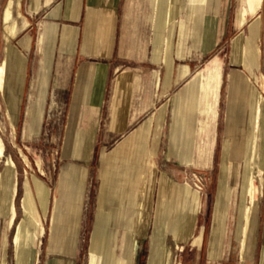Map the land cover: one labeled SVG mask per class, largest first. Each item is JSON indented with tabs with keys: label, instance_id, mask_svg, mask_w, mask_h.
<instances>
[{
	"label": "rangeland",
	"instance_id": "obj_1",
	"mask_svg": "<svg viewBox=\"0 0 264 264\" xmlns=\"http://www.w3.org/2000/svg\"><path fill=\"white\" fill-rule=\"evenodd\" d=\"M5 1L0 0V61L3 47L1 15ZM30 3L31 0H23V12L31 22L33 35V46L28 52V57L26 51L21 48V42L27 33L24 22L20 21L18 38L12 43L13 53H23L28 59L27 78L18 119L9 118L7 110H11V106L4 105L0 96V141L5 145L3 146L6 152V159H3L0 165L1 200L9 184L14 185L16 181L17 189L12 203L17 211V220L8 230L6 263L16 264V233L25 217L23 203L28 187L36 210L41 216L40 225L45 229V233L37 241L36 264H90L91 253L97 254L99 264H105L103 251L93 250L90 243L100 217L105 221L117 260L122 261L127 255L130 257V264H159L157 260H160L161 252L157 254L153 251L152 245L156 222L160 219L158 214H162L160 241L165 253L163 264H239L246 188L249 178L254 176L259 183V198L255 209L259 226L253 254L248 255L246 264H264V138H261L259 133L258 152L255 156L254 141L257 133L254 130V111H250L249 122L246 123L249 129L243 138V153L237 177L235 170H231L232 161L225 150V145L228 144L229 148V142L224 137L226 95L231 74L238 72L246 76L253 91L257 92L256 95H262L261 80L258 85L256 78L260 77V74L264 75V5L261 10L258 43L261 47L259 69L249 71L241 62L242 48L249 36V30L247 26L240 29L236 25L238 1L214 0L208 10L205 6L198 5L196 11H186L187 20L190 18L196 25L189 23L185 59L175 60L177 57H174V67L176 72L180 65L187 64L190 75L179 82L173 81L169 89L164 90L162 85L154 94L151 84L153 71L160 70L162 77L165 71L151 60L153 47L152 29L147 21L151 12L148 1L121 0L118 13L128 22V26L123 28L128 51L122 59L117 60L116 67L118 71L127 69V66L128 69L136 70L140 86L146 82V88L144 94L142 86L139 89V106L135 108L138 120L122 133L118 132V126L113 122V106L108 104L101 109V121L96 123L97 133L90 143V157L87 160L85 158L89 151L84 154L87 150L84 145L85 140H89L84 137L75 140L76 149L73 153L69 150V141H73L70 140V135L75 127V90L60 91L57 105H54L55 90L43 88L49 80L48 76L46 78L44 75V67L46 68L47 64L39 45L42 24L46 23L49 27L52 21L57 22L58 18L61 22L62 14L67 12L72 0H42L43 9L37 14H30ZM260 7L259 4L250 16ZM55 9H58L57 15L52 16ZM79 11V19L83 21L81 8ZM201 11L199 43L198 47H193L191 35L198 27V14ZM184 15L185 12L179 10L177 21L184 18ZM131 20L133 24L137 20L138 26L129 25ZM175 30L171 28L172 34ZM131 35L135 42L138 41L137 45L135 42L131 43ZM47 37L49 39L48 32ZM177 44L178 38L172 35V54ZM117 72L111 77L108 89L109 103L112 102V82ZM198 73L207 85L206 90L198 86L189 88L190 80ZM216 75H219L222 100L216 126V147L207 155L200 153V147L194 151V132L197 130V119L204 124L209 121L201 112L207 111L212 103V90L217 84L214 80ZM32 94L34 104L30 121L27 119V111ZM262 102L264 104V99ZM178 121L185 122L186 128L174 138L173 129ZM11 122L15 126L16 135L12 133ZM76 126L79 127L78 134L81 136L84 133L83 128L80 124ZM131 135L132 145L127 148L126 164L129 160L133 161L135 173L131 175L124 172L123 187L127 196L134 197V203L131 205L129 201L128 205L123 202L116 212H120L119 215H123L124 221L131 225L128 227L125 224L121 226V220L115 225L112 224V218L106 215L97 217L103 209L112 208V203L107 200L108 195L113 194L117 187L115 173L121 172L125 145ZM202 139L203 142L199 135L198 141L203 145L204 138ZM153 151H156V166L151 159L150 153ZM8 159L15 163V169L6 166ZM71 169L77 170L79 174L83 173L84 169L89 171L82 202H75L74 195L78 193V187L67 186L70 175L66 173ZM262 171L263 182L260 181ZM112 174L114 178L110 182ZM161 179L167 186L162 185ZM105 182L108 185L105 186ZM112 183L114 186H111ZM186 183L201 193V206L195 215L191 236L177 242L169 228L178 215L187 214L189 210L183 196ZM38 184L44 189L47 206L44 213L41 211V203L35 190ZM162 186L164 191L160 203ZM9 218L0 208V264L4 255L1 251L3 228ZM114 231H119L118 241ZM195 238H200L197 246L193 245Z\"/></svg>",
	"mask_w": 264,
	"mask_h": 264
},
{
	"label": "crops",
	"instance_id": "obj_2",
	"mask_svg": "<svg viewBox=\"0 0 264 264\" xmlns=\"http://www.w3.org/2000/svg\"><path fill=\"white\" fill-rule=\"evenodd\" d=\"M147 1L151 10L147 17V21L152 29L151 44L153 51L151 60L155 65L159 66L160 69L165 71L164 77H162L160 70L153 71L151 84L154 94H156L162 85L164 90L169 89L172 86L173 81L179 82L190 75V68H188L189 66L187 64L180 65L178 70L175 72L174 57H177L175 60L185 59L187 27L189 26V23L193 26L196 25V23H194L190 18L187 20L188 14L186 11H196L198 5H202L203 7L204 5L198 0H157L156 4L154 0ZM213 1L214 0H207L205 9H210ZM237 1L238 8L236 13V25L240 29L247 26L249 30V36L242 48L241 62L249 71L254 68L259 69L261 47L258 43L261 32V10L263 8L264 1L257 12L253 16H250L251 18H248L245 24H240L241 11L245 8V0ZM120 3L121 0H72V5H68L67 12L64 13V15L62 14L63 20L60 22V18H58V21H52L49 27L46 23H43L39 37L40 51L44 52L43 57L47 64V67H44V75L46 78L48 76L49 80V83L47 82L43 88L45 90L47 88L55 90L54 105H57L60 91L66 92L68 90H75V103L73 105L76 108V117L73 120L75 127L70 135V140L73 141H69V150L73 153L76 149V143H74L75 140L80 137H84L89 140H85L84 145V148L87 149L84 154L86 155V152L89 151V153H87L88 156L86 158L83 157L87 160H89L90 157V143H92V139L96 137L97 133L96 123L101 121L100 111L104 106L108 104L113 106L114 113L112 117L113 122L118 126V132L122 133L123 130H125L130 124L138 120V112L135 108H138L139 106V89L142 86H140L138 72L133 68L128 69V66L126 67L127 69H121L120 71H118V68L116 67L117 60L122 59L124 54H127L128 51L126 45L128 43L126 40L127 38L123 37V28L128 26V22L126 19L119 16L118 11ZM80 8L82 11L83 21L79 19ZM42 9V0H31L30 14H37ZM179 10L185 12V15L184 18L177 21V12ZM57 11L58 9H55L51 15H57ZM202 11L198 14V27L191 35L193 47H198L200 32L199 20ZM134 22L135 23L133 24V20H131L129 25L138 26V21L136 20ZM170 27H173L174 30L176 29L173 34ZM26 29L27 33L21 42V48L26 51L28 57V52L33 46V35L31 33V27ZM47 32L49 39L47 37ZM172 35L174 38H178V44L175 46L173 54L171 50ZM27 38L30 45H26L24 42ZM130 38L131 43L135 42L132 35ZM137 43L138 41L136 40L135 44L137 45ZM167 43L169 44L168 50L166 49ZM20 56L24 60L23 68L22 70L14 71L16 74L21 73V76L17 80L18 83L15 84L18 85L16 88L17 94L14 105L15 112L13 116L16 119L19 118V111L22 106L28 68L27 57L23 53L20 54ZM122 67L123 64L121 65V68ZM116 72V78L114 82H112L114 94L110 98V101L112 102L109 103L108 89H110L111 77ZM261 75L263 74H260V77ZM260 77L256 78L258 85ZM214 80L217 84L212 90V103L209 104L207 111L204 110L201 112L202 115L205 114V119L208 118L209 121L207 124H204L203 121L197 119V130L194 132V151H197V148L200 147V153H206L207 155H210L216 147V126L219 116V107L222 100L221 88L219 86V75H216ZM249 81L250 80L241 73L233 72L230 76L226 95L224 137L229 142V148L227 147V144L225 145V150L231 158V170H235V177L239 174L237 170L240 169V158L243 153V138L246 135V130L249 129V127H246V123L249 122L250 111L253 110L254 96L256 95ZM34 82L36 83L37 80ZM188 85L189 88L192 86H198L201 87V89H207V85L202 81L200 73L194 75ZM145 88L146 82H144L142 86L143 94L145 92ZM33 104L34 94L31 95L27 111V119L30 121V112L33 110ZM262 107L263 117L261 118L260 137L264 138V104ZM76 124H80L83 128L82 131L84 133H82L81 136L78 134L80 130ZM185 128V122L178 121L174 125L173 129L174 138L176 136L178 137V133L180 131H184ZM254 130L255 133H257L255 125ZM132 135L127 138V144L125 145L126 151L121 165V172L119 174L117 172L115 173L117 187L114 189L113 194L109 193L108 195L107 200L112 203V208L108 207V210L103 209L97 217L99 218L101 215H106L112 218V224L115 225L119 222V220H121V226L125 224L128 227H131V225L124 221L123 215H119L120 210L118 211V214H116V212L118 210L117 208H119L123 202L128 205H130L129 201L131 202V205L134 203V197L127 196L125 193L126 190L123 187L124 172L125 174L129 173L131 175L135 173L133 161L129 160V163L126 164V162H128L126 152L127 148L132 145ZM199 135L202 142V138H204L203 145L198 141ZM155 153L156 151L150 153L154 166H156L154 160ZM82 171L83 173L79 174L77 170L71 169L66 173L71 176V179H67V186L72 188L78 187V193L74 195V197H76L75 202H82L85 181L87 177H89L88 170L84 169ZM261 175L262 177L260 178V181L263 182V171ZM235 177L233 178L234 180ZM112 178H114L113 174L111 178H109L110 182L112 181ZM106 184L108 185L107 182H105L104 185L106 186ZM162 185L167 186L164 183V180H162ZM111 186H114V184L112 183ZM81 187H83V191L81 190ZM189 187L199 194L197 202H193L190 193H187V191H189L187 188ZM41 189L43 191H41ZM163 189L164 188L162 186L160 189V203L163 198ZM35 190L41 203V211L44 213L47 209L46 202L44 200V189L41 184H38L35 186ZM75 191L76 189H74V192ZM183 196L186 198L189 210L187 214L178 215L175 218L173 225L169 228L173 239L177 242L183 241L191 236L195 222V215L198 213L201 206V193L197 189H194L189 183H186L183 187ZM255 209L253 212L245 261L244 263H241L239 258V264H246L248 255H252L254 251L259 226L258 220L255 216ZM119 216L122 217L120 218ZM158 216L160 219L156 222V228L152 238L153 251L157 252V254L159 252H164V249H162L163 243L160 241L162 233V214H158ZM177 229H179V238L176 236ZM114 234H116L118 241L119 231H114ZM199 243L200 238H195L193 245L197 246ZM129 259L130 257L125 255V258L121 260L126 264H130ZM158 261L159 259L157 262ZM159 262V264H163L161 260ZM153 263L155 264V262Z\"/></svg>",
	"mask_w": 264,
	"mask_h": 264
},
{
	"label": "bare ground",
	"instance_id": "obj_3",
	"mask_svg": "<svg viewBox=\"0 0 264 264\" xmlns=\"http://www.w3.org/2000/svg\"><path fill=\"white\" fill-rule=\"evenodd\" d=\"M154 1L156 4L157 0ZM198 1L202 2V4L206 7L207 0H198ZM263 1L264 0H245V8L241 11L240 24H245L250 16V13L253 14L254 10L257 9L258 5L259 4L261 5ZM20 21L25 23L26 28L31 27V23L29 19L25 16L23 12V0H6L3 5L2 15H1V25H2L1 38H2L3 47H2V58L0 61V96L3 98L4 105L8 107L11 106V110L9 108L7 110V115L11 120L15 112L14 105L16 102V94H17L16 88L18 87V85L15 84L18 83L17 80L21 76V73H18L19 74L18 75L14 71L22 70L24 63V60L22 59L20 54L15 55L13 53V46H12L13 41L18 38V34L20 30V25H19ZM171 28L172 27H170V30ZM24 42L26 45L28 44L30 45L28 38L25 39ZM166 47H167L166 49L168 50L169 49L168 43ZM260 80H261L260 85L262 88V93H261L262 95L260 94L259 96L255 95L254 96L255 103H253L254 125L257 132L254 141L255 156L257 155L258 152V140L260 138L259 133L261 131V118L263 117L262 101L264 99V75H261ZM11 128L13 135H16L15 126L12 122H11ZM3 145L4 144H2L0 141V165L2 163V160L6 159V152L4 149L5 145L4 146ZM23 158L27 162V159L24 156ZM6 166L9 169H15L16 167L15 163L10 159L7 160ZM12 184H9L8 188L5 189L2 200L0 197L1 212L2 213L4 212L7 215V217L8 216L10 217L9 220H6L3 228L4 235L1 242V251L3 252L4 255L3 256L1 255L3 258L2 264H7L5 252L7 247L8 230L15 224L17 220V211L15 206L12 204L17 192L16 181L14 182V185ZM82 189L83 187H81V190ZM187 189H189L187 193H190L192 197V201L197 202L199 194L193 191L191 187ZM41 191L43 190L41 189ZM258 198H259V183L256 180V178L252 176L249 178L248 186L246 188V208L242 219V227L240 233L239 258L241 263H244L245 261V254L250 236V228L252 225L253 212L257 206ZM23 204H24L23 210L25 217L16 233L15 261L16 264H36V258H37L36 250L38 247L37 241L45 233V229L40 225L41 216L38 214L36 210L34 200L32 198L30 189L28 187H27V195L24 199ZM176 236L177 237L179 236V229H177ZM90 243L93 250L103 251L104 259H106L105 264H108L109 262H110L109 264H126L125 262L116 259V254L114 252V247L111 241V237H109V235L107 234L105 221L101 217L98 219L95 230L91 235ZM161 255L162 256L160 257V260L162 261V263H164V259H165L164 252H161ZM90 264H99L98 256L96 253H91Z\"/></svg>",
	"mask_w": 264,
	"mask_h": 264
}]
</instances>
